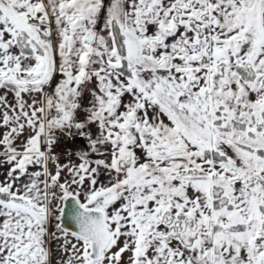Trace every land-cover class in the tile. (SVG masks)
<instances>
[{
  "label": "snow or ice",
  "instance_id": "1",
  "mask_svg": "<svg viewBox=\"0 0 264 264\" xmlns=\"http://www.w3.org/2000/svg\"><path fill=\"white\" fill-rule=\"evenodd\" d=\"M0 264H264V0H0Z\"/></svg>",
  "mask_w": 264,
  "mask_h": 264
}]
</instances>
